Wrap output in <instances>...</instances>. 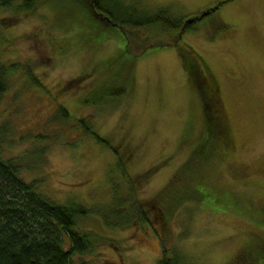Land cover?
<instances>
[{
	"label": "rangeland",
	"instance_id": "374dc122",
	"mask_svg": "<svg viewBox=\"0 0 264 264\" xmlns=\"http://www.w3.org/2000/svg\"><path fill=\"white\" fill-rule=\"evenodd\" d=\"M115 2L120 15L156 21L115 25L72 0L0 6L2 154L52 199L89 209L78 227L91 246L72 264H157L162 247L179 264H260L264 0ZM186 46L213 78L207 102L182 67ZM114 193L131 194L148 217L104 226Z\"/></svg>",
	"mask_w": 264,
	"mask_h": 264
},
{
	"label": "trees",
	"instance_id": "16d2710c",
	"mask_svg": "<svg viewBox=\"0 0 264 264\" xmlns=\"http://www.w3.org/2000/svg\"><path fill=\"white\" fill-rule=\"evenodd\" d=\"M74 5L78 4L83 9L96 11L102 14L111 24H120L121 26H137L146 22L155 20L153 17L132 18L126 13L120 15L115 0H110L113 8L105 0H72ZM37 0H0V6H10L13 10L32 8ZM79 2V3H78ZM131 10H135L131 8ZM138 17V16H135ZM164 24V23H163ZM171 26H168V25ZM168 27L179 25L178 20L168 23ZM188 28L190 24H185ZM121 28V27H120ZM182 29V26L180 27ZM124 39V48H128L130 42L127 36L122 34ZM0 35V42L2 41ZM132 40V39H131ZM136 42V38H133ZM137 48V53L142 48ZM188 48V60L181 58L182 67L188 77L191 73L195 74V81L200 90L203 101L207 102L205 96L210 98L214 88L213 78L206 77V70L200 72V60L194 51ZM191 54V55H190ZM7 67L0 60V97L2 92L8 86ZM203 77L205 79H203ZM56 112L63 118H67L68 111L62 106L57 107ZM216 132L227 144L226 133H223V125L215 119ZM85 131L89 129L82 125ZM0 126V264H72L71 255L87 250L91 246L88 234L78 227L79 217L84 215L89 209L85 205L76 201L59 202L42 190H39L33 180H26L22 177L20 170L24 164L14 156H5L2 154L1 138L2 133ZM95 135L96 133H90ZM104 141V139H102ZM215 146V145H214ZM115 152V147L111 146ZM117 152V151H116ZM119 157V154H117ZM117 164L123 168L122 160L117 158ZM199 187L193 184L192 190L195 193L193 197H200L203 193L196 190ZM129 193V192H128ZM126 193V194H128ZM127 200V202H125ZM131 194L122 197L116 193L112 194L111 199L102 209L101 222L104 226L123 225L133 220H144L148 217L146 210H142ZM257 262H264V254L257 255ZM83 264V263H81ZM157 264H179V259L175 253H169L166 248H161V254L157 258Z\"/></svg>",
	"mask_w": 264,
	"mask_h": 264
},
{
	"label": "flooded vegetation",
	"instance_id": "af4514ba",
	"mask_svg": "<svg viewBox=\"0 0 264 264\" xmlns=\"http://www.w3.org/2000/svg\"><path fill=\"white\" fill-rule=\"evenodd\" d=\"M185 21H187V20H185ZM185 21L182 22V23H183V24L181 25L182 27L184 26ZM122 33H123V32H122ZM160 254H161V253H160ZM158 257H159V256H158Z\"/></svg>",
	"mask_w": 264,
	"mask_h": 264
},
{
	"label": "water",
	"instance_id": "95a60500",
	"mask_svg": "<svg viewBox=\"0 0 264 264\" xmlns=\"http://www.w3.org/2000/svg\"><path fill=\"white\" fill-rule=\"evenodd\" d=\"M190 19H191V18H190ZM190 19H189V18H188V19L186 18V20H190Z\"/></svg>",
	"mask_w": 264,
	"mask_h": 264
}]
</instances>
